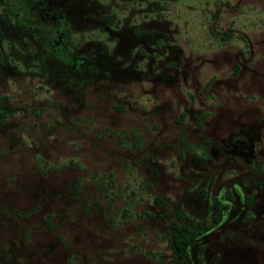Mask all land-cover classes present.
<instances>
[{
    "label": "rangeland",
    "instance_id": "rangeland-1",
    "mask_svg": "<svg viewBox=\"0 0 264 264\" xmlns=\"http://www.w3.org/2000/svg\"><path fill=\"white\" fill-rule=\"evenodd\" d=\"M0 56V264H264V0H0Z\"/></svg>",
    "mask_w": 264,
    "mask_h": 264
},
{
    "label": "trees",
    "instance_id": "trees-1",
    "mask_svg": "<svg viewBox=\"0 0 264 264\" xmlns=\"http://www.w3.org/2000/svg\"><path fill=\"white\" fill-rule=\"evenodd\" d=\"M59 25L63 24L62 20H59ZM53 56L62 63H69L70 58L63 52L61 44L54 45ZM5 113L0 110V123L3 120ZM180 220V219H176ZM169 247L173 254L174 264H182L184 256L187 251V247L191 241H193L199 234L200 228L198 226L190 224H179L177 221L169 222Z\"/></svg>",
    "mask_w": 264,
    "mask_h": 264
},
{
    "label": "flooded vegetation",
    "instance_id": "flooded-vegetation-1",
    "mask_svg": "<svg viewBox=\"0 0 264 264\" xmlns=\"http://www.w3.org/2000/svg\"><path fill=\"white\" fill-rule=\"evenodd\" d=\"M59 20H62V19H59ZM59 20H58V22H59ZM53 47H52V51H53ZM0 62H1V56H0ZM73 62H74L73 59L70 58V62L69 63H63V64H66V65H70L71 66L73 64ZM216 203H218V202L217 201H214L212 203V207H213L214 210L217 211L219 209V207H218V204H216ZM252 212L253 211L251 209H249V207L246 206V209H244V211L242 212L240 219H256L255 218V215ZM259 212L261 213V211H259ZM260 213L257 214V219H261V217L259 216ZM180 218H181L180 215H178V214L175 215V219H180ZM209 219H210V221L209 220H205L201 226L196 225V226H198L200 228V234L196 238H198L203 233V231L205 229L210 228L216 222L217 217H216V215H213V216L209 217ZM188 224H190V223H188ZM190 243H189V245H190ZM187 249H188V247H187Z\"/></svg>",
    "mask_w": 264,
    "mask_h": 264
}]
</instances>
